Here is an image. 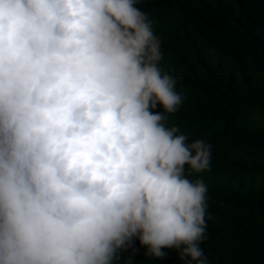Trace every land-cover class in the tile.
Masks as SVG:
<instances>
[{
    "label": "trees",
    "instance_id": "trees-1",
    "mask_svg": "<svg viewBox=\"0 0 264 264\" xmlns=\"http://www.w3.org/2000/svg\"><path fill=\"white\" fill-rule=\"evenodd\" d=\"M62 1L29 0L34 20L49 6L37 12L43 63L35 70L59 91L80 79L104 20L93 0H83L86 17ZM252 1L240 28L206 32L196 50L185 34H194L201 16L186 13L202 0L146 4L171 29L163 68L138 53L122 54L112 67L150 89L146 115L164 116L154 127L160 145L146 161L108 158L126 179L112 195L116 208L95 217L84 201L92 168L80 155L83 142L72 133L44 137L28 119L47 85L25 77L23 62H10L13 53L0 43V264H264V0ZM13 8L0 11V25ZM45 21L70 28L60 35ZM62 42L72 46L66 58L57 52ZM62 68L69 79L57 77ZM69 125L68 117L65 132ZM193 190L196 198L178 202ZM173 202L176 217L160 223L154 215Z\"/></svg>",
    "mask_w": 264,
    "mask_h": 264
},
{
    "label": "clouds",
    "instance_id": "clouds-1",
    "mask_svg": "<svg viewBox=\"0 0 264 264\" xmlns=\"http://www.w3.org/2000/svg\"><path fill=\"white\" fill-rule=\"evenodd\" d=\"M149 1L93 0L97 3L98 10L104 14L101 39L87 53L83 64L85 66L79 72L80 79H76L77 83L75 80L67 81V84L62 85L64 91L47 85L48 79H43V73L36 71L43 63V42L40 40L42 27L37 12L49 6L37 9L34 20L29 0H13L17 7L8 10L6 17H1L2 51L6 49L13 53L10 62H23L25 77L33 73L34 79L38 78L37 82L40 77L42 81L39 83L47 85L29 105L31 113L28 114V119L37 125L44 137H66L72 133L84 144L80 155L87 163H91L92 168L91 172L87 170L85 173L88 184L84 201L93 217L116 208L112 195L119 194L125 183L126 176L123 177L121 167L109 163L108 158L129 154L138 161H146L157 156L160 145V138L154 127L160 125L164 116L162 113L161 116L146 115L150 89L129 72L117 74L112 67L122 54L138 53L147 55L157 69L163 68V59L169 53L171 29L166 28L167 24H162L155 14L146 9ZM9 2L0 0V6L8 7ZM61 3L81 17H86L87 6L83 0H63ZM253 8L255 6L252 0H202L199 5L191 6L186 13V19H199L201 16L203 20L200 19V26L198 25L194 34H185V39L196 50L197 40L204 33L218 31L222 35L240 28L243 25L240 16L251 15ZM17 16L22 24L16 23ZM235 17L239 19L231 22ZM45 23L60 35L66 34L70 28L68 22L54 26L48 21ZM165 46L168 48L167 52ZM57 52L66 58L72 52V46L62 42L58 45ZM2 62L9 63L8 59H3ZM107 63L111 64L110 68H105ZM152 73L157 74L156 71ZM7 74L12 78L14 76L12 71ZM45 74L48 75L47 72ZM67 75L68 71L62 68L57 77L69 79ZM68 117L70 125L68 132H65L64 122ZM115 138L121 142H115ZM51 146L56 148L57 144L51 143ZM6 147L9 148L8 145ZM77 167L78 163L74 168ZM185 198H196L195 191L180 197L178 202ZM177 206L175 202L169 206H161L159 213L154 216L160 219V223L170 217L175 218Z\"/></svg>",
    "mask_w": 264,
    "mask_h": 264
},
{
    "label": "bare ground",
    "instance_id": "bare-ground-1",
    "mask_svg": "<svg viewBox=\"0 0 264 264\" xmlns=\"http://www.w3.org/2000/svg\"><path fill=\"white\" fill-rule=\"evenodd\" d=\"M8 1H10L9 3H10V5L12 6V8L14 7L15 8V4L13 3V0H8ZM209 8H211V6H209V5H207ZM5 8H7V7H1L0 6V11L1 10H4ZM237 19H239V17H235V18H233L232 20H231V22H233V21H236ZM201 20H203V19H201ZM33 74V73H32ZM191 103V102H190ZM184 111V110H183ZM157 133H159V132H157ZM116 139H118V138H115L114 140H115V142H121V141H116ZM120 140V139H119ZM56 146V145H55ZM2 150H4V149H2ZM20 174H22V176H24V175H26V172L25 171H23V172H21ZM30 176H28L27 178H26V180H27V182L30 180ZM29 179V180H28Z\"/></svg>",
    "mask_w": 264,
    "mask_h": 264
}]
</instances>
